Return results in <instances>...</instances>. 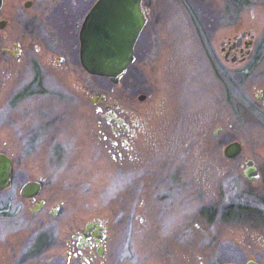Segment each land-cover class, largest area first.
<instances>
[{
	"label": "rangeland",
	"instance_id": "rangeland-1",
	"mask_svg": "<svg viewBox=\"0 0 264 264\" xmlns=\"http://www.w3.org/2000/svg\"><path fill=\"white\" fill-rule=\"evenodd\" d=\"M148 1L150 21L120 83L68 72L63 104L51 99L58 122L50 133L32 102L12 107L13 89L25 85L31 69L16 60L4 66L0 151L16 158L21 179L44 180L50 210L63 201L59 216L105 222L114 247L159 248L179 264L264 261V0ZM237 26L255 34V43L250 56L231 65L219 47ZM91 81L107 96L104 114L109 104L134 122L128 153L113 148L115 124L95 112L97 99L79 94ZM233 140L243 151L228 158L224 146ZM249 165L256 166L252 180ZM11 190L0 195V208L13 214ZM239 204L260 214L254 221L236 217ZM211 209L212 217L205 214ZM14 214L0 218V264H45L44 253L28 255L25 246L43 238L42 224L15 249L12 229L22 217Z\"/></svg>",
	"mask_w": 264,
	"mask_h": 264
},
{
	"label": "flooded vegetation",
	"instance_id": "flooded-vegetation-1",
	"mask_svg": "<svg viewBox=\"0 0 264 264\" xmlns=\"http://www.w3.org/2000/svg\"><path fill=\"white\" fill-rule=\"evenodd\" d=\"M97 1L1 0L0 81L3 83L4 78H1V74L4 66L11 67V64H15V60L24 62L31 69L25 85L20 86L22 84L18 82L20 87L13 89L12 107L21 103L32 102L30 106L43 110L42 113L46 117L44 124L49 127V133L50 128L55 127L58 122L57 116L52 117L53 103L51 99L54 95V101L56 103L60 102V106L63 104L61 103L63 94L59 90H61L64 76L70 72L71 75L73 74L74 79H79L82 76L79 71L81 73L84 71L87 77L98 76L84 69L80 57V32L83 21ZM148 2V0H142L147 23L135 44V60L138 56V44L143 35V30L150 21L151 12ZM254 43L255 34L248 33L247 29L244 30L243 27L237 26L233 33L223 40L219 49L224 60L232 65L250 56ZM91 83H84L85 86L82 84L78 88L79 94L86 95L94 102L97 99L95 112L100 114L106 122L111 120L115 124V127H112L114 136L111 138L113 148L117 151L116 146L120 144L128 153L131 148L130 138L135 131L134 122L127 118L128 115L122 114L120 109L109 107V104H106V114H104L102 103L107 96L97 91L96 88L98 87L94 81H91ZM36 85L40 86L34 88ZM52 87H58L56 89L59 92L52 94ZM1 90L3 91L2 87H0V96L2 95ZM42 96L46 97L47 104L41 103L40 98ZM36 102L38 103L36 104ZM55 133L56 131L51 132V141L56 139ZM124 143L126 144L124 145ZM58 151L56 154L61 155L62 152L59 147ZM117 152L122 154L119 150ZM6 154L13 161L12 177L9 186L0 189V195L12 189L11 197L17 204L14 213L19 212L20 217H22V225L19 226L16 223L12 229V232L16 234V236L15 234L13 236L15 249L19 247V244L25 238L22 237L23 235L34 232L42 224L43 238H40L37 242L33 238V245H30L31 237L28 243L25 242V246L28 247V255L35 256L44 253L45 264H179L178 260H176L178 263L175 260L168 262L159 248L147 251L146 248L132 245V242L128 243L125 248L114 247L115 236L109 232L108 225L100 219L78 220L76 217L59 216L58 212L63 201H59L56 207L50 210L48 208L50 197L42 192L45 187L44 180L28 178L29 175L27 176V174H23L24 179H21L20 173L17 172L16 158L9 155V153ZM254 167L256 170V166ZM250 176L251 178H248L252 180L257 177V174ZM30 181H39L41 189L35 194L24 196L22 195V189ZM14 213L4 212V209L0 208V218L16 215ZM1 233H4V229ZM251 261L254 264H264L261 258H248L245 263L233 259L225 264L231 262L251 264ZM20 263L24 264V262L19 261Z\"/></svg>",
	"mask_w": 264,
	"mask_h": 264
},
{
	"label": "water",
	"instance_id": "water-1",
	"mask_svg": "<svg viewBox=\"0 0 264 264\" xmlns=\"http://www.w3.org/2000/svg\"><path fill=\"white\" fill-rule=\"evenodd\" d=\"M146 23L142 0H98L86 15L80 32V57L84 69L119 84L135 60V44ZM144 97L145 94L138 96L139 99ZM242 151L243 144L239 140L224 146V155L228 158L236 157ZM12 166L11 157L0 152V189L11 183ZM254 170V166L247 167L245 175L251 178ZM40 189L39 181H30L23 187L22 195L29 196Z\"/></svg>",
	"mask_w": 264,
	"mask_h": 264
},
{
	"label": "trees",
	"instance_id": "trees-1",
	"mask_svg": "<svg viewBox=\"0 0 264 264\" xmlns=\"http://www.w3.org/2000/svg\"><path fill=\"white\" fill-rule=\"evenodd\" d=\"M230 211H231V210H230ZM214 212H215V211H214L213 209H211V213H208V211H207L205 214H207V215H209L210 217H212V216L215 215ZM231 212H233V211H231ZM234 212H235L234 215H235L236 217H242V215H243V216H250V217H252V216H255V214H257V215L260 214L258 208L253 207V206H251V205H249V204H247V205H245V204H239V205H237V207H236V209H235ZM254 219H255V217H252V218H251V221H254Z\"/></svg>",
	"mask_w": 264,
	"mask_h": 264
}]
</instances>
